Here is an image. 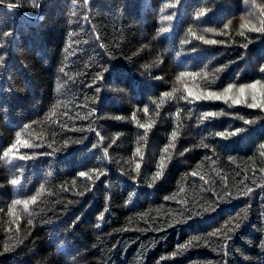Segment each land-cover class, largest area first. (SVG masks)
Segmentation results:
<instances>
[{
	"label": "trees",
	"instance_id": "obj_1",
	"mask_svg": "<svg viewBox=\"0 0 264 264\" xmlns=\"http://www.w3.org/2000/svg\"><path fill=\"white\" fill-rule=\"evenodd\" d=\"M262 68L264 0H0V264H264Z\"/></svg>",
	"mask_w": 264,
	"mask_h": 264
},
{
	"label": "snow or ice",
	"instance_id": "obj_2",
	"mask_svg": "<svg viewBox=\"0 0 264 264\" xmlns=\"http://www.w3.org/2000/svg\"><path fill=\"white\" fill-rule=\"evenodd\" d=\"M9 7H11V6H9ZM257 31H259V29H257ZM201 39H203V38L201 37ZM206 43H215V41H206ZM261 71H264V68H262ZM257 83H259V82H257ZM252 87L255 88V87H256V84H253ZM230 90H231V85L229 86V88H228L226 91H230ZM97 91H99V89H97ZM240 92H241V94H243L244 89L241 88V89H240ZM199 98H200V97H197V99H199ZM205 98H207V99H216V100H220V99H225V100H226V99H227L226 96H220V95H216V94H213V93H210V94H209L207 97H205ZM233 102L239 104L241 101H240L239 99H237V100H234ZM250 106L253 107V108H255V107H257L258 105L255 104V103H253V104H251ZM208 115L211 116L212 113H208ZM138 167H139V166H138ZM80 175L83 176V175H85V174H84L83 172H81ZM157 175H159V173H157ZM12 183L15 184V183H17V182H16L15 180H13ZM34 199H35V198H33V200H34ZM14 203H17V204H18L19 201H15Z\"/></svg>",
	"mask_w": 264,
	"mask_h": 264
}]
</instances>
